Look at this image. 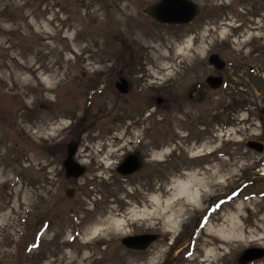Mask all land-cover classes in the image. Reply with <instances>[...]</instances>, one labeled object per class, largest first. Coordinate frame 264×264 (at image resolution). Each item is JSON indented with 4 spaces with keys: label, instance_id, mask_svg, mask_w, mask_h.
<instances>
[{
    "label": "rangeland",
    "instance_id": "374dc122",
    "mask_svg": "<svg viewBox=\"0 0 264 264\" xmlns=\"http://www.w3.org/2000/svg\"><path fill=\"white\" fill-rule=\"evenodd\" d=\"M157 1L0 0V264H199L231 215L230 246L210 263L264 249V151L247 145L264 143V0H193L187 25L151 17ZM72 145L77 179L64 166ZM138 150L144 167L118 174ZM190 172L197 199L174 187ZM146 232L160 234L148 249L122 244Z\"/></svg>",
    "mask_w": 264,
    "mask_h": 264
},
{
    "label": "water",
    "instance_id": "95a60500",
    "mask_svg": "<svg viewBox=\"0 0 264 264\" xmlns=\"http://www.w3.org/2000/svg\"><path fill=\"white\" fill-rule=\"evenodd\" d=\"M147 12L162 22L184 24L191 22L201 12V7L193 0H159L150 4L147 7ZM209 61L219 69H222L225 65V61L218 53L211 54ZM207 82L213 88H218L223 83V78L221 76L211 75L207 78ZM126 83L125 81L120 86L122 91L126 90ZM248 146L260 152L264 151V143L257 140L249 141ZM77 149V145L70 147V155L64 162L69 176L79 177L84 171V168L73 158ZM142 165L140 155L138 153H130L120 164L119 171L123 174H131L138 171ZM66 192L69 196L74 195L72 188H67ZM158 239L159 235L157 233H142L124 236L122 242L128 248L145 250ZM262 256H264V249L251 248L245 252L243 257L249 261Z\"/></svg>",
    "mask_w": 264,
    "mask_h": 264
},
{
    "label": "bare ground",
    "instance_id": "6f19581e",
    "mask_svg": "<svg viewBox=\"0 0 264 264\" xmlns=\"http://www.w3.org/2000/svg\"><path fill=\"white\" fill-rule=\"evenodd\" d=\"M178 51L180 53H183L185 51L184 47H179ZM203 149H200L198 152H196L197 154H199ZM168 151V150H166ZM189 177L187 180H179L177 181L175 184H174V187H176V189L179 190L180 194L184 195L185 197L188 198H191V199H197V194L196 192L192 189V185H191V182L192 180L197 177V173L196 172H190L189 173ZM179 195V194H177ZM183 197V198H185ZM180 198V197H178ZM150 201H151V204L154 205V206H158L159 204H161V199H160V196H157V195H154V196H151L150 197ZM241 205V204H239ZM241 207V206H239ZM130 213L131 215H146V207H143L141 209H136L135 207H133L131 210H130ZM235 216L234 215H231L230 218H229V225H230V229L228 230L229 232L226 233V229L224 228H220L218 230V233H219V236L220 238L218 239L219 241H226L225 243L227 245L230 246V243L231 241H227L225 239H228L229 236L232 234V231L235 229V225H237V223L235 222ZM111 222L112 223H115L116 225H121L123 222H124V218H111ZM101 228L99 226H96L95 229H94V233H96L97 231H99ZM228 234V235H227ZM246 236L244 235L243 236V239L245 240ZM215 242L218 244L217 246H212L210 248H208L206 250V254L203 258L199 259V264H211L210 262L212 261L211 259L213 258H216L217 257V251L219 248H221L222 246L219 245V241L216 240V238L214 239Z\"/></svg>",
    "mask_w": 264,
    "mask_h": 264
},
{
    "label": "flooded vegetation",
    "instance_id": "af4514ba",
    "mask_svg": "<svg viewBox=\"0 0 264 264\" xmlns=\"http://www.w3.org/2000/svg\"><path fill=\"white\" fill-rule=\"evenodd\" d=\"M139 151V150H138ZM140 153L142 154V152L140 151ZM144 157V156H143ZM146 159V157H144V160ZM236 188V187H235ZM234 188V189H235ZM233 202L232 198H227L225 201H224V205H228L230 206V204ZM237 264H257V260L255 261H247L244 259L243 255L241 254L240 256L237 257ZM174 264V263H172Z\"/></svg>",
    "mask_w": 264,
    "mask_h": 264
}]
</instances>
